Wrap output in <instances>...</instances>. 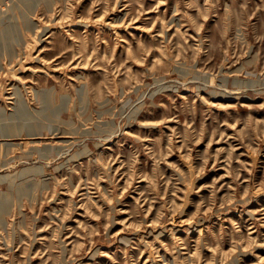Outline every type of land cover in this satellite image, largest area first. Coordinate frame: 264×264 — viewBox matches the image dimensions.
Wrapping results in <instances>:
<instances>
[{"label": "rangeland", "instance_id": "obj_1", "mask_svg": "<svg viewBox=\"0 0 264 264\" xmlns=\"http://www.w3.org/2000/svg\"><path fill=\"white\" fill-rule=\"evenodd\" d=\"M0 108V264H264V0H0Z\"/></svg>", "mask_w": 264, "mask_h": 264}, {"label": "bare ground", "instance_id": "obj_2", "mask_svg": "<svg viewBox=\"0 0 264 264\" xmlns=\"http://www.w3.org/2000/svg\"><path fill=\"white\" fill-rule=\"evenodd\" d=\"M27 18V17H26ZM30 19H31V17H30ZM29 18L27 19V21H28V23H31V20H30ZM38 35H39V33H38ZM39 37V36H38ZM24 41V40H23ZM11 45H13L12 43H11ZM16 45V44H15ZM14 48V47H13ZM10 52V51H9ZM16 52V51H15ZM4 53V52H3ZM19 54V53H18ZM16 56V55H15ZM20 62V61H19ZM15 80V79H14ZM23 83V82H22ZM13 87H11V91H5V94H6V99H8V100H11V102L12 103H14L15 104V108L17 107V105H19L18 106V108H16V111L18 110V112H13V113H15V114H17V113H19V112H21V111H23V110H25V98L23 97V95H22V93L20 92V90H19V88L17 87V86H15V84L14 85H12ZM22 86H24V85H22ZM9 115L10 114H8V113H6L2 108H0V119H2V118H9ZM1 125L0 126H2V127H5V126H3V123H0ZM55 134H60V133H55ZM54 134V135H55ZM37 135H38V133L37 134H29V137H30V139L31 140H35V139H37ZM60 137H61V135H60ZM14 139V138H13ZM71 140V139H70ZM34 142V141H33ZM61 142V141H60ZM42 145H44V144H42ZM33 147V146H32ZM40 148V147H39ZM36 149V148H35ZM54 148L53 147H49V146H46L45 147V151H46V153H49V152H51L52 150H53ZM60 149V148H59ZM85 154V153H84ZM78 157V156H77ZM36 165V164H35ZM64 166V165H63ZM2 167L3 168H5L6 167V164H3L2 165ZM31 169H34V166H32L31 167ZM25 170V169H24ZM46 175V174H45ZM10 176V175H9ZM22 175L20 174V177H21ZM0 181H2V178L0 177ZM191 257V256H190ZM152 261V260H151ZM235 263V262H234Z\"/></svg>", "mask_w": 264, "mask_h": 264}]
</instances>
